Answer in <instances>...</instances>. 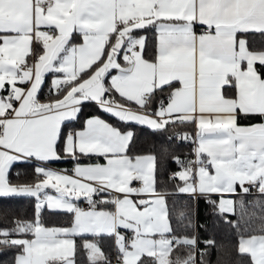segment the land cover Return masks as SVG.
<instances>
[{"label":"snow or ice","instance_id":"obj_1","mask_svg":"<svg viewBox=\"0 0 264 264\" xmlns=\"http://www.w3.org/2000/svg\"><path fill=\"white\" fill-rule=\"evenodd\" d=\"M197 25L205 30L198 33ZM149 27L156 34L150 57L140 34ZM249 33L264 36V0H0V200H36L32 219L14 218L11 229H0V255L15 248L12 264H77L74 237L91 235L82 245L88 264H111L103 236L114 238L118 264H143L145 257L152 264H204L196 238L175 234L165 193L157 190L154 152L129 155L134 134L99 117L81 130L65 133L63 126L86 102L153 132L196 124V158L171 156L178 171L169 179L183 182L182 193L217 194L219 213L235 214L225 194H238L239 186L264 196V49L249 48ZM74 34L81 43L72 42ZM49 73L50 96L41 101ZM241 115L260 121L241 125ZM61 143L75 162L73 175L46 167L62 158ZM90 156L104 163L80 162ZM31 161L35 183L13 184L10 169ZM49 187L58 195L44 193ZM44 209L72 214L71 225L45 226ZM12 210L0 205L5 214ZM188 215L180 211L175 219L180 224ZM181 248L188 251L176 254ZM238 251L264 264V234L241 237Z\"/></svg>","mask_w":264,"mask_h":264},{"label":"trees","instance_id":"obj_2","mask_svg":"<svg viewBox=\"0 0 264 264\" xmlns=\"http://www.w3.org/2000/svg\"><path fill=\"white\" fill-rule=\"evenodd\" d=\"M142 35L147 37L146 56H152L155 52V31L152 27L144 30ZM249 48L252 50L264 49V36L249 33L247 34ZM46 76L45 83L40 91V96H44L45 86L50 84V77ZM165 90H168L167 88ZM90 115H100L108 119L115 127L120 130L130 129L133 138L129 146V155L135 156L140 154L155 153L158 157L159 166L157 170V190L165 193L166 203L172 224L176 230L175 234L179 236L194 237L197 240L196 248L205 253L203 259L204 264H251L248 255H242L238 251V241L241 237L261 235V229H264V196L258 194L238 193L233 196L235 201V214H220L218 211V196L188 195L179 191L183 182L178 179H169L170 175L178 171L175 163L171 162V156L179 155L183 157L185 147L183 143L173 140L170 144L165 137L174 135L177 130L192 129V123H176L170 125L165 131L153 132L147 126H141L135 123H124L118 119L102 111L96 103L86 102L81 105V111L78 118L74 121H68L64 124V131L68 129H78L83 127L84 120ZM245 119V120H244ZM239 121H260V117H240ZM167 149V152L164 149ZM61 159L52 162L53 165L67 166L74 162L71 157L65 155L62 151V143L60 144ZM100 157H81L80 162L101 161ZM37 166L35 161L29 163H17L9 173V179L13 184L35 183L34 168ZM20 174L19 176L17 174ZM208 200L217 201V206L208 203ZM243 201V206H241ZM259 202V203H257ZM35 198L29 196H16L10 199L0 200V205H10L13 209L5 214L0 211V229H11L14 218L21 220H30L33 218ZM108 209H111L109 206ZM184 211L189 213L187 218L180 224L177 223L175 217L178 212ZM41 218L45 226H67L73 220V215L65 211H51L44 209ZM232 221V223L226 222ZM184 225H187L185 227ZM10 238H31L30 236L21 237L14 236ZM76 244V260L77 264H88L87 254L83 250L82 245L85 241H92L91 235L74 237ZM212 241L213 245L206 247L205 242ZM101 248L106 254L111 255V264L114 260L113 238L103 236L100 243ZM18 249L12 248L6 250L0 255V262H8L12 264V258L18 252ZM187 248H181L176 254H184ZM143 264H152L151 260L144 258Z\"/></svg>","mask_w":264,"mask_h":264},{"label":"crops","instance_id":"obj_3","mask_svg":"<svg viewBox=\"0 0 264 264\" xmlns=\"http://www.w3.org/2000/svg\"><path fill=\"white\" fill-rule=\"evenodd\" d=\"M155 31V30H154ZM156 35V34H155ZM73 43H75V44H79V43H81L82 41H81V37H80V35L79 34H74V37H73V41H72ZM35 47L37 48V49H39L40 48V46L39 45H35ZM155 50H156V43H155ZM258 67H259V65H257ZM49 74H51V73H49ZM49 74H46V76L47 75H49ZM112 74L114 75L115 74V70H113V72H112ZM52 79H53V74H52V76L50 77V84L49 85H51V81H52ZM45 80H46V77H45ZM176 86H179L178 84L176 85ZM43 87V86H42ZM168 90H165V92H167ZM41 94L39 93V97H40V99H41V101H44L46 98L45 97H41L40 96ZM117 99H119V97H118V95H117ZM131 107H133V108H135V105H131ZM91 117H99V118H101V119H103V120H105L106 122H108V123H110V124H112L108 119H106L105 117H102V116H100V115H90V116H88V117H86L85 118V120H84V125H83V127H81V128H78V129H75V130H81V129H83L84 128V126H85V121L88 119V118H91ZM240 117H244L243 115H241ZM245 120V119H244ZM238 122H239V124H241V125H248V124H252V123H257V122H259L258 120H255V121H249V122H245V121H239L238 120ZM129 123H135V122H129ZM136 124V123H135ZM113 125V124H112ZM114 126V125H113ZM192 127L194 128V130L196 131V133H197V126H196V124H193L192 123ZM69 130H74V129H68L67 131H66V133L69 131ZM122 132H128V131H131L130 129H127V130H125V131H123V130H121ZM132 132V131H131ZM62 151H63V144H62ZM66 155V154H65ZM140 155H144V154H140ZM206 155V154H205ZM69 157V156H68ZM94 157H97V156H94ZM60 160V159H59ZM59 160H54V161H52V162H56V161H59ZM36 162V161H35ZM52 162H50V163H48L47 165H46V167L47 168H49V169H51V170H56V171H60V172H62V173H66V174H68V175H73V169H74V167H75V162H71L69 165H67V166H57V165H53L52 164ZM37 163V162H36ZM81 163H83V164H89V163H104V160H103V158H102V160L101 161H95V162H81ZM73 166V167H72ZM133 186H137V185H133ZM139 186V185H138ZM181 187H183V185L181 186ZM180 187V188H181ZM44 193H46L47 195H53V196H56V195H58V193H56V191H55V189H52L51 187H49V188H47V189H45L44 190ZM182 193V192H181ZM237 193H242L241 191H240V189H239V186H238V188H237ZM185 194H188V195H193V196H197V195H200V194H191V193H185ZM212 195H217V194H212ZM218 196V195H217ZM233 196L234 195H232V196H229L228 194H225V196H224V198H226V199H228V198H230V199H233ZM42 197H43V193H42ZM140 197H137V199H139ZM220 199V197L218 196V200ZM81 202H86L83 198H81V200L80 201H78L77 203H78V205L81 203ZM108 210H112V209H108ZM71 225V224H70ZM70 225H67V226H62V227H68V226H70ZM48 227H53V226H48ZM56 227H60V226H56ZM121 233L123 234V235H126V236H128V237H131L132 236V233L130 232V231H128V230H124V229H121ZM248 237H250V236H246V237H243V238H248ZM113 238V237H112ZM30 239V238H29ZM241 239V238H240ZM240 239H239V241H240ZM75 240V239H74ZM239 241H238V249H239ZM113 248H114V253L116 254V251H115V246H114V238H113Z\"/></svg>","mask_w":264,"mask_h":264},{"label":"built area","instance_id":"obj_4","mask_svg":"<svg viewBox=\"0 0 264 264\" xmlns=\"http://www.w3.org/2000/svg\"><path fill=\"white\" fill-rule=\"evenodd\" d=\"M204 30L205 29L202 26H199V25L196 26V31L198 33L201 32V31H204ZM49 89H50V85L45 86V88H44V96L50 95ZM176 133H182V134H189L190 135V140L182 142L184 147H185L183 158L193 159L194 160L196 158L195 155H194V149L196 148L197 143H195L193 141L196 140V131L194 130V128H192V129H188V130H177V131L174 132V134H176ZM176 141L180 142L178 140H176ZM134 184L138 186L139 182H134ZM245 186L246 187H250L248 185H245ZM249 194H258V191H257V189L255 187H250ZM79 207L82 208V209H87L88 208V204H87V202H81L79 204ZM196 252L198 253L200 251L196 248ZM113 264H118V260H117L116 254H114Z\"/></svg>","mask_w":264,"mask_h":264}]
</instances>
